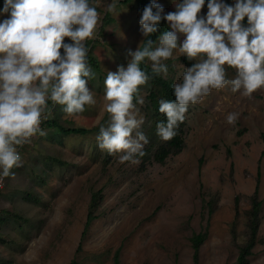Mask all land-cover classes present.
I'll return each mask as SVG.
<instances>
[{"label": "rangeland", "instance_id": "obj_1", "mask_svg": "<svg viewBox=\"0 0 264 264\" xmlns=\"http://www.w3.org/2000/svg\"><path fill=\"white\" fill-rule=\"evenodd\" d=\"M89 2L100 13L89 40L99 68L87 63L96 73L89 82L96 103L75 116L53 103L48 119L98 128L82 135L46 127L47 135L17 146L21 166L11 170L15 175L6 177L0 190V264H69L74 258L80 264H113L116 250L121 264H196L191 237L198 232L207 233L198 264H229L247 239V210L257 185L261 222L248 264H264V88L248 98L225 86L190 105L179 124L181 149L159 161L155 153L168 141L157 136L156 125L167 118L158 119L152 107L150 79L142 86L145 104L138 105L145 116L141 130L149 140L145 155L137 157L138 163L121 162L120 153L98 148L96 136L109 120L103 99L107 71L127 67L128 51L145 39L141 14L136 0ZM155 2L168 13L178 0ZM109 3L116 4L115 12L106 11ZM158 43L157 38L153 47ZM195 62L174 50L165 62L168 75L161 76L179 82ZM235 75L227 69L229 79ZM229 113L238 114L232 124ZM99 188L104 199L85 231L89 203Z\"/></svg>", "mask_w": 264, "mask_h": 264}, {"label": "clouds", "instance_id": "obj_2", "mask_svg": "<svg viewBox=\"0 0 264 264\" xmlns=\"http://www.w3.org/2000/svg\"><path fill=\"white\" fill-rule=\"evenodd\" d=\"M178 0L175 11L165 9L155 0L141 13V33L146 39L135 51L127 67L107 71L104 101L109 120L96 136L97 146L109 155L120 153L121 162L138 163L149 143L141 130L145 116L142 86L151 77L141 63L151 62L155 76L168 75L165 63L174 50L189 61L179 82L172 85L175 100L159 101V112L166 122L156 125L162 141L178 135L179 124L186 119L190 105H195L212 90L230 86L233 93L251 98L264 88V0ZM109 3L106 11L115 12ZM0 16V176H14L11 170L21 166L17 146L30 141L48 119V101L63 106L67 116L85 111L96 100L89 82L96 73L87 64L86 41L93 38L100 19L89 0H5ZM162 21L169 30L158 37ZM246 21V23H245ZM67 40V42H66ZM63 50V51H62ZM235 77H227V69ZM135 98V103H134ZM237 113H229L232 124Z\"/></svg>", "mask_w": 264, "mask_h": 264}, {"label": "trees", "instance_id": "obj_3", "mask_svg": "<svg viewBox=\"0 0 264 264\" xmlns=\"http://www.w3.org/2000/svg\"><path fill=\"white\" fill-rule=\"evenodd\" d=\"M124 2H128L130 0H123ZM229 0H226L227 4L229 3ZM5 3V0H0V8H3V5ZM137 6L139 8L140 14L142 13V10L146 5L151 3L150 0H136ZM246 23V21H245ZM169 30L168 24L166 21H162L159 25V30L157 33L153 34L151 36V39L155 42V40L165 31ZM146 39V38H145ZM144 39V40H145ZM86 45L89 49L88 55H87V63L93 64L97 69L99 68V63L92 57V51L91 48H89L90 41H86ZM143 47V44L140 45ZM141 68L147 74L151 77V82L154 84L153 89L150 90L149 92V99L151 101L152 107L155 109V112L157 114L158 119H163L165 118L166 115L161 114L159 112V101L161 99L164 100H175V96L173 95V88H172V83L169 80L164 79L162 76H155L152 71H151V66L146 62L141 63ZM135 99V98H134ZM54 102L48 101V105H52ZM59 118H49L47 120H43L41 123L42 129L46 127H57L58 129L56 131H59L64 134H86L90 132L91 130L97 129V127L93 128H88L84 126H64L62 125L59 121ZM165 121V120H163ZM182 127L179 125L178 128V135H176L172 140L168 141L166 144L162 145L159 147L157 152L155 153V157L159 161H163L169 154L175 153L179 151L182 147L183 143V138H182ZM264 154V150L262 152ZM102 188H99L95 190L92 194L90 203H89V212L87 215V221H86V228L85 231L88 227V225L92 222L93 219H95L98 215L96 214L97 209L101 205L103 199H104V193H102ZM238 201V198L236 199ZM262 201L258 199V185L256 187L254 196H253V204L250 207V209L247 210L248 214V219H247V225H248V236L246 241L240 246V251L239 255L236 259V261L229 263V264H248V255L251 252V249L254 247V245L257 242V234H258V229H259V224L261 222V217L259 215L260 213V207H261ZM84 231V232H85ZM207 237L206 232H198L194 233L191 237V243L193 245V248L195 250L194 253V259L195 263L198 264V256H199V247L202 242ZM81 246V244H80ZM80 248V247H79ZM69 264H80V262L77 259H72ZM113 264H121L120 260V251L116 250L114 259H113Z\"/></svg>", "mask_w": 264, "mask_h": 264}, {"label": "built area", "instance_id": "obj_4", "mask_svg": "<svg viewBox=\"0 0 264 264\" xmlns=\"http://www.w3.org/2000/svg\"><path fill=\"white\" fill-rule=\"evenodd\" d=\"M6 184V177L0 176V190L4 188Z\"/></svg>", "mask_w": 264, "mask_h": 264}]
</instances>
